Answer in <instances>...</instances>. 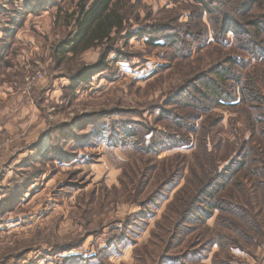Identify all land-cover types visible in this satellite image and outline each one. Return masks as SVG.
Masks as SVG:
<instances>
[{
    "label": "rangeland",
    "instance_id": "rangeland-1",
    "mask_svg": "<svg viewBox=\"0 0 264 264\" xmlns=\"http://www.w3.org/2000/svg\"><path fill=\"white\" fill-rule=\"evenodd\" d=\"M32 1L0 0V264H264V123L257 125L253 137L255 111H217L224 120L212 141L221 168L227 166L222 162L226 142L238 141L230 122L239 130V143L248 142L242 172L247 176H236H243L245 188L230 184L222 196L225 202L241 205L240 220L229 211L220 216L217 212L205 225L175 230L173 215L180 203L168 206L186 182L201 177L198 161L205 155L199 135L192 136L191 148L162 154L111 145L112 136L122 130L119 112L125 113V120L144 119L139 130L143 137L155 139L167 130L168 122L154 121L152 113L160 106L175 107L165 106L170 96L219 59L243 60L245 54L236 50L233 36L224 45L212 40L200 45L195 38L176 51L153 48L147 39L120 40L116 48L124 60L72 95L70 75L95 66L101 49L60 61L54 48L68 30L56 14L58 8L73 11L78 0H57L58 7L55 0H44L35 12ZM124 2L133 33L154 24L158 30L178 26L189 18L187 0ZM17 18L23 21L19 28L11 24ZM245 62V68L238 66L239 73L244 83L253 85L264 107V62L249 57ZM72 155L76 161L58 160ZM180 163L184 171L168 198L158 208L149 207L148 199L168 189L166 183ZM214 236L222 237L221 244L204 259H193L204 239ZM110 238L120 252L87 263L66 261L68 256L94 257ZM72 247L76 250L65 251Z\"/></svg>",
    "mask_w": 264,
    "mask_h": 264
},
{
    "label": "trees",
    "instance_id": "trees-1",
    "mask_svg": "<svg viewBox=\"0 0 264 264\" xmlns=\"http://www.w3.org/2000/svg\"><path fill=\"white\" fill-rule=\"evenodd\" d=\"M33 1L35 5L33 12H35L41 8V3L44 0ZM186 3L190 6V9H187L189 12L187 21H179L181 23L178 22V26L165 25L161 30H158L159 27L155 24L144 26L138 32L133 33L129 31L131 20H129V11L123 0H78L73 11L58 8L57 18L59 22L65 23L64 26L68 30V34L54 48L55 56H59L60 61L72 60L90 49H101V58L95 66L83 67L70 75L69 90L72 95H76L78 90L90 85L96 77L105 76L113 68V63L116 64L124 60L125 55L116 48L118 42L124 39L126 41L133 37L142 41L147 39L146 43L153 48L163 47L176 51L186 43L193 44L195 38V41H198L200 45L208 44L211 40L219 45H224L228 42L229 35H232L236 50L245 54L243 60L240 57L219 59L208 69L188 81L185 86L175 91L165 104L167 108L175 107L171 109L157 107L151 115L155 118L154 121L168 122L167 130L161 131L158 138L143 137L142 133L139 134L140 128L145 126L143 118L142 121L125 120L122 119L125 117L124 112L116 114L120 116L118 124H120L119 129L122 130L112 136L111 140L114 142V145L111 144L112 146L130 145L126 149L162 154L170 149L191 148L193 146L192 136L199 135L201 137L203 146L200 151L205 155L198 161L201 177L186 182L168 206L169 210L178 202L180 203L176 208L177 214L173 215L175 216L173 221L175 230H179L181 227L188 230L195 224L205 225L217 212L220 216L224 211H229L239 220V217L242 216L237 214L241 211V205L232 203V201L225 202L222 196L228 191L230 184H233L232 188L244 187L242 178L247 175L244 174L245 171L242 172L247 166L245 164L247 155L244 150H246L248 142L239 143L242 139L239 130L233 122H230L231 133L238 141L235 143L226 142L227 158L222 162L227 163V166L221 168V162L215 156V153L220 152L216 150L215 143H212L215 136L221 131L224 120V116L219 115L217 111L230 110L231 113H234L238 108L245 112L255 111V121L250 124L253 128L249 127L253 129V137L258 130L257 125L264 123L263 99L255 96L256 92L251 83H244L238 68V66L241 69L247 66L246 57L264 62V0H187ZM54 4L55 7L59 6L57 0L54 1ZM23 10L26 11L25 8ZM15 12H18L16 8ZM22 22L17 18L13 19L11 24L19 28ZM193 48L194 46L190 51ZM113 54H116V57L111 58ZM199 121H201V125H198ZM92 124V122L89 123V125ZM124 131L127 135L122 133ZM151 131L152 129H149L145 135H149ZM204 131L206 134L203 135ZM260 133L264 136V127L260 129ZM201 134L202 136H200ZM156 139L157 142H155ZM160 140L161 143L157 144ZM210 144L212 145L211 149ZM258 146L260 147V144ZM58 158L61 162L69 163L77 160L76 155ZM183 171L184 165L180 163L171 173L172 178L166 183V186H169L168 189L157 192V195L148 199L146 204L149 203L151 204L149 207L158 208L168 198L170 190L175 188ZM239 173L243 176L240 175L236 179ZM195 180L198 183H195ZM186 193L190 194L183 199V195ZM15 198L17 199L18 196ZM8 208L6 212L11 211ZM146 209L151 208L146 207ZM149 217H146L145 220ZM0 222L2 221L0 220ZM141 222L144 223L143 220ZM213 238L211 240L204 239L205 242L201 243V247L192 255V258L195 260L204 259L215 245L221 244L222 237L214 236ZM114 239L110 238L107 247L90 259L77 255L68 256L66 261L87 263L96 261L99 257L103 258L105 255L120 252L114 247L116 243ZM124 239L130 240L128 235ZM117 243L121 244L123 241L118 239ZM75 250V247L65 249L67 252ZM172 262L174 263V261Z\"/></svg>",
    "mask_w": 264,
    "mask_h": 264
},
{
    "label": "bare ground",
    "instance_id": "bare-ground-1",
    "mask_svg": "<svg viewBox=\"0 0 264 264\" xmlns=\"http://www.w3.org/2000/svg\"><path fill=\"white\" fill-rule=\"evenodd\" d=\"M40 156V155H39Z\"/></svg>",
    "mask_w": 264,
    "mask_h": 264
}]
</instances>
